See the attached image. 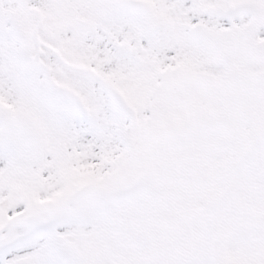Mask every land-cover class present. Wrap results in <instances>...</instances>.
I'll list each match as a JSON object with an SVG mask.
<instances>
[{
  "label": "snow or ice",
  "instance_id": "obj_1",
  "mask_svg": "<svg viewBox=\"0 0 264 264\" xmlns=\"http://www.w3.org/2000/svg\"><path fill=\"white\" fill-rule=\"evenodd\" d=\"M0 264H264V0H0Z\"/></svg>",
  "mask_w": 264,
  "mask_h": 264
}]
</instances>
